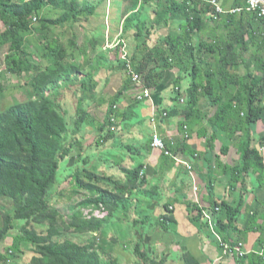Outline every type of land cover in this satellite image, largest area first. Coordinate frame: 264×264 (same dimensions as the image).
Listing matches in <instances>:
<instances>
[{"label":"trees","instance_id":"obj_1","mask_svg":"<svg viewBox=\"0 0 264 264\" xmlns=\"http://www.w3.org/2000/svg\"><path fill=\"white\" fill-rule=\"evenodd\" d=\"M209 1L211 0H132L124 19L122 40L128 45L131 41L133 48L126 54L123 46L118 45L112 52V61L103 55L98 57L91 72L96 71L101 62H104L109 71L122 74L129 67L134 75L140 77L145 89L151 92L159 90L167 73H174L170 84L174 93V107L169 111L167 109L168 116L183 118L179 127L184 134L185 126L191 127L199 124L203 118H209V127L204 133L207 152H213L218 140L224 144L223 153L228 151L231 143L235 144L242 161L239 166H225L226 174L244 184L247 177L254 173L264 182L263 151L255 145L257 124L261 121L264 123V17L246 11L219 17ZM217 1L224 7L229 2ZM246 1L232 0L229 8H244ZM77 3L75 0H33L27 3H5L0 0V22L4 26V30L0 32V48L9 45V52L4 60L6 73L18 77L25 72L33 73L29 82L32 90L30 98L23 103L15 102L0 111V199H9L13 208L12 215L4 214L0 244L7 233L14 230L13 222L18 223L21 228L13 238L9 251L5 255L0 254V264H8L10 253H22L21 247L24 244L35 248L34 264H105L99 249L93 243L78 244L68 240L58 230L62 216L52 207L50 194L58 180L59 163L70 160L75 146L82 144L75 135V140L63 144L62 137L68 134L71 127L67 123L66 112L52 100L50 92L56 90L61 81L73 83L78 81L79 74H84V78L79 80L80 98L75 106L77 119L72 127L74 126V133L77 135L86 128L92 129L97 136L95 144L98 148L116 138V131L111 130L112 127L122 128L128 123V129H132L131 123L140 119L135 113L137 101L135 99V103L122 114L115 111L120 99L114 96L112 103H106L108 113L105 122H95L86 107L94 100L86 96L88 87L90 91L95 89L90 83L92 74H86V68L91 67L92 59L84 51H80L83 58L78 62H69L71 52L57 38H53L42 51L41 58L48 62L42 67L40 63L32 64L25 48L27 42L24 35L31 32L35 17H39L38 20L42 23L41 30L47 32L51 27L75 24L84 14H95V7H89V2L84 7H79ZM50 5L61 8V16L54 20L40 18L43 9ZM147 10L152 12L146 15ZM211 24L214 25L212 31L217 32V38L208 43L204 36L209 38ZM161 29L168 31L160 34ZM41 30L37 31L40 33ZM171 30L178 32L170 33ZM154 36L157 40L153 39ZM96 44L93 45L96 47ZM72 45L73 48H79L74 41ZM242 67L245 69L243 75L240 74ZM185 82L188 84L184 85ZM184 86L186 96L181 103ZM136 89L128 77L119 90V95ZM202 100L206 104L203 109L200 107ZM163 112L164 108L160 109L159 114ZM186 141L185 137L164 140L166 150L170 153L160 150L164 166L175 162L174 157L181 150L199 158L198 153ZM212 160V154L209 158L207 153L204 155V166L209 173L205 179L211 197L209 209L213 213L217 210L226 213V222L218 231L226 234L224 239L227 240L231 238L232 230L236 232V223L244 202L240 199L239 203L232 205L226 200L216 199ZM143 170V164L135 169L124 170L131 187L130 184L122 185L112 181L111 192L94 185L92 193H97L98 197L83 200L79 204L80 208L86 209L89 205L96 210L104 208L113 216L127 192L137 189V184L140 188L145 185L141 181ZM83 172L89 174L88 180L100 181L97 174L94 171L90 173L87 166ZM81 177L80 172L73 176L78 188L88 191ZM191 208L195 212L193 223L202 232L207 231L208 223L204 221L199 207L194 204ZM168 219L169 217H164L160 223L163 228L167 226ZM34 225L45 230L38 234L32 231ZM103 226V221L96 218L87 220L78 212L71 221L70 231L73 230L80 236L101 231ZM136 256L144 258L139 252ZM249 260L253 264H264L263 259L256 255L250 256Z\"/></svg>","mask_w":264,"mask_h":264},{"label":"crops","instance_id":"obj_2","mask_svg":"<svg viewBox=\"0 0 264 264\" xmlns=\"http://www.w3.org/2000/svg\"><path fill=\"white\" fill-rule=\"evenodd\" d=\"M3 1L5 3L25 2L23 0ZM122 1V11L128 8L130 3L132 5V0ZM113 5L108 7L109 5L106 4V9L112 10ZM95 6L99 7L100 2L95 3ZM112 13L113 11H110V14ZM125 17L126 13L116 23L111 21V17L109 18V26L104 28L105 30L101 34L104 37L103 44L106 42V49H103L102 44L101 48L95 47L94 51L88 55L89 59H92V65L86 74H92V76L90 75V83L95 89L90 91V87H88L89 91L86 92V96L94 100L86 107L89 109L92 107L100 114H102V110L108 112L106 103L109 100L113 101L114 96L120 99L115 110L123 108L121 111L123 114L129 106L135 103L136 94L140 93L138 89L120 96L119 90L127 77L120 72L109 71L104 62L100 63L101 66L99 65L96 71L91 72L98 57L103 55L112 61V52L120 44L123 46V52L125 51L124 46L127 42L122 40ZM211 25L214 28V25ZM2 26L3 24L0 22V27ZM107 44L111 47L107 48ZM82 78H84V74H79L78 81H73L79 82V89H71L72 95L64 102L58 103L59 105L64 103L69 105L71 102V106H76L81 91L79 80ZM173 79L174 73H167L159 90L151 92L150 99L136 102L135 113L140 119L131 123L132 129H128V123L124 124L125 127L118 128L116 138L113 140L116 141L114 142L116 143L115 146H118L119 143L122 146L116 149L109 146L113 141L109 142L106 144L108 146L105 150L107 153L103 150L104 152L99 154L100 165L98 167H102L104 171L107 170L108 174L111 170L110 166H116L113 158H124L121 160L122 166L118 167L117 165V170L114 171L120 172L121 180L116 181L104 173L98 174L97 177L100 181H90L89 179L88 183L85 182L86 188L89 190H85L84 198L81 200L88 201L98 197L97 193H92V189L95 188L94 185L111 192L113 182H119L122 185L130 184L131 187L124 170L135 169L140 164L144 165L141 181L145 182V185L140 188V185L137 184V189L127 192L124 198L125 202L119 205L113 216H110L104 208L96 210L89 205L86 209H82L87 220L96 218L103 221L104 226L101 231L87 233L79 237L84 238L83 245L93 243L99 249L102 262L105 264H253L249 260L252 255L261 257L264 261V182L260 181L258 175L254 173L247 177L244 184L242 181L233 180L231 175L226 174L225 166H239L242 161L236 145L231 143L228 151L223 153L224 144L218 140L211 153L216 199L226 200L232 205L239 203L240 199L244 202L236 223V232L232 230L231 238L227 240L224 239L226 234H220L218 231V228L226 222V213L220 210L213 213L209 209L211 197H209L205 185V179L209 173L204 166V155L207 153L208 158L211 155L210 151L207 152L204 136L207 127H209V118H203L199 124L188 127L189 139L186 144L198 153V159L194 158L191 153H183L181 150L174 157L175 162L164 166L161 161L162 152L151 147V137L155 132L159 133L164 140L185 137L184 132L179 127L183 118L179 116L169 117L166 112L167 109L169 111L174 107L173 93L171 92L172 95L169 96L172 104H168L169 102L163 98L167 89H171L170 84ZM69 83L72 82L61 81L55 91H68ZM185 88L184 86L182 98L186 96ZM73 96L76 98L74 99ZM204 105L206 106L205 100H202L200 107L203 109ZM162 107L164 112L163 115H160L159 111ZM164 113L167 116H164ZM263 138L264 123L261 121L256 127L255 145L257 149L264 148ZM262 154L264 156V151ZM135 159L139 163H135ZM108 163L111 165L109 166ZM186 164L192 165L191 171L187 169ZM196 188H198L197 191ZM77 199L78 197L75 196L73 203L76 204ZM194 204L199 207L204 221L208 223L209 229L205 232H202L198 225L192 221L195 212L191 206ZM76 213L78 211L74 212V214ZM164 217H169V222L165 228L160 224ZM74 235L78 236L73 233ZM221 242L231 247V252H225ZM240 245H242L240 250L244 253L243 257L237 253ZM138 252L144 255L143 259L136 256Z\"/></svg>","mask_w":264,"mask_h":264},{"label":"rangeland","instance_id":"obj_3","mask_svg":"<svg viewBox=\"0 0 264 264\" xmlns=\"http://www.w3.org/2000/svg\"><path fill=\"white\" fill-rule=\"evenodd\" d=\"M73 1V0H70ZM78 3L79 7H84L87 2H89V7H96V12L93 16H90L88 14H84L83 16L79 17L77 20V23L67 25V26H59V27H51V29L47 32L41 30L42 29V23L40 20L37 22H33L34 26H31L32 30L31 32H28L24 35L25 41L27 42V46L25 47L27 52L30 56V61L32 64H41L42 67H45L48 62H46L44 59H42V51H44L45 46L47 45V42L53 38H57L59 42L63 44L64 47H66L72 54L71 57H68L69 62H76L81 60L83 58L81 55L82 53L80 51H84L85 54L90 55L92 50L94 49V43L96 44V48H101V45L103 44V31L104 28H107L109 26V18L111 17V21L114 23L119 22L120 19H122L124 13H127L128 11L125 9L122 11V0H75ZM134 1V0H133ZM100 6H95V3H99ZM114 2V3H113ZM126 2V1H125ZM112 3L113 9H106V4L110 5ZM209 4H211V1H209ZM232 4V0H229V2L223 6L224 14L221 16H228L230 13V8ZM126 5H128L126 3ZM131 3L129 4V6ZM128 6V7H129ZM98 8V9H97ZM106 9V11H105ZM110 11H113L112 14H110ZM126 11V12H125ZM152 11L147 10L145 12L146 15H149ZM62 9L53 7L52 5L47 6L43 9L41 12L40 18H47L50 20L57 19L61 16ZM88 15V16H87ZM39 19V17H38ZM213 26L210 25V31L208 32L209 38L204 36V39L211 43L213 40L217 38V32L212 31ZM4 30V26L0 27V32ZM41 30L39 33L38 31ZM168 29H161L160 34L167 33ZM170 33H177V31H169ZM116 36V35H115ZM106 38V37H105ZM155 40H157V37L154 36ZM76 45H78L79 48H73L72 42ZM130 41V40H129ZM106 42L103 44V49H106ZM108 45V44H107ZM94 46V47H93ZM110 46V45H109ZM111 47V46H110ZM125 51L131 50L133 48V45L130 41V44H125ZM97 50V49H96ZM90 51V53H89ZM9 52V45H5L0 48V111H3L6 107L14 104L15 102L23 103L27 101L30 98V95L32 93L31 87L29 85L30 79L33 77L32 71L25 72L22 76H13L9 73H6V66L4 64L5 56ZM88 72L90 69L89 67L86 69ZM245 72V69L242 67L240 69V74L243 75ZM186 84V83H185ZM184 84V85H185ZM72 90L79 89V82H73L69 83L67 86V90H61L57 93L56 91H51L50 95L54 102L61 103L64 102L68 97L72 95ZM172 89L165 92L163 98L168 101V104H172L169 96L172 95ZM46 94H48L46 92ZM69 94V96H67ZM74 94V93H73ZM174 94V93H173ZM74 99L76 96H73ZM106 103V102H105ZM107 103H112V100H109ZM61 109L66 112L65 117L67 120L68 125L71 127L67 135H63L62 142L64 145L70 143L72 140H75L77 138L78 142L82 144V146H75L76 149L74 150L71 159H67L64 162L59 163V171H58V180L54 186V189L51 191L50 194V203L52 207L57 209V211L60 213L62 218L59 219L58 224V230L60 233L65 234V237L68 240H71L73 242H76L78 244H83L84 238L78 236H73V230L70 231V225L73 218L74 212L78 211L84 215V211L80 208L79 204L83 203L84 193L85 189L78 188L75 179L73 176L76 175L77 172H80V175H82L81 179L84 181V183H88V177L89 174L83 172L85 167L87 166V169H89L90 173L94 171V173L101 175V173L106 174L107 177L114 178L116 181H120L121 177L120 172H114L116 169V166L120 167L121 160L124 159L122 157L113 158L114 163L116 166H110L111 164L108 163L110 166L109 174L107 173V170L104 171L102 167H98L100 165V158L99 154L103 153L108 146H104L98 148L97 144H95V138L97 137L94 134V131L92 129L86 128L81 132V134L77 135L74 133V126L72 127L74 121H76V109L72 105L71 102H69V105L66 103L60 105ZM163 108V107H162ZM90 111V114H92V117L94 118L95 122L103 123L102 120L105 121L107 116V110H102V114L95 111L92 107L91 109H87ZM123 108H120L121 111ZM100 115V116H98ZM163 115V113H162ZM97 123V124H98ZM108 124V122H106ZM100 124V125H101ZM111 130L117 131L118 128L116 126L112 127ZM75 135V137H74ZM146 135V134H145ZM112 142V141H109ZM108 142V143H109ZM116 141H113V143L109 144V146H112L114 148L121 147L122 145L119 143L118 146H115L114 143ZM120 145V146H119ZM104 150V151H103ZM107 153V151H105ZM135 163H139L137 159H135ZM108 166V167H109ZM107 167V169H108ZM98 172V173H97ZM75 196L78 197V202L75 204L73 203V199ZM123 201L122 203H124ZM121 203V204H122ZM12 204L9 199H0V229H3L4 227V214L5 215H12ZM125 212V209H124ZM85 216V215H84ZM14 230H10L6 237L4 238V241L0 244V254L5 255L9 249L13 245V238L19 234L20 227L18 223L13 222ZM45 229L38 226H33L32 231L40 234ZM64 240V238L62 239ZM22 253L14 254L10 253L9 262L8 264H34V257H35V248L31 245L24 244L21 247ZM35 251V252H34Z\"/></svg>","mask_w":264,"mask_h":264},{"label":"built area","instance_id":"obj_4","mask_svg":"<svg viewBox=\"0 0 264 264\" xmlns=\"http://www.w3.org/2000/svg\"><path fill=\"white\" fill-rule=\"evenodd\" d=\"M23 1L31 2L33 0H23ZM211 4L214 7H216L217 13L219 15L224 14V9L218 4V2L216 0H212ZM242 11H247L250 13H257L260 17H264V0H247V5L245 8L231 9L229 13L235 15V14L241 13ZM33 21L37 22L38 18L35 17L33 19ZM108 47H110V46L108 45L107 48ZM127 74L131 77V81H133L134 84H136L138 86L142 84L140 77L138 75H134L130 71L129 67H127ZM150 98H151L150 92L146 90L141 96L138 97V100L142 101L144 99H150ZM183 102H184V99H181V103H183ZM164 116H167V114L164 113ZM184 131H185V138L188 140L189 137H188V127L187 126L184 127ZM171 140H173V138ZM152 148L154 150H158V151L164 150V151H166L167 154H170L166 150L164 139L162 138V136L159 133H156V132L153 134V137H152ZM261 151H264L263 147L261 148ZM186 167L190 171L193 168L192 165H190V164H186ZM197 190H198V188H196V191ZM221 244L223 245L225 252H231V247H229L228 245H226L223 242H221ZM241 248H242V245H240L239 249L237 250V253L240 257H243L244 253L240 250Z\"/></svg>","mask_w":264,"mask_h":264},{"label":"clouds","instance_id":"obj_5","mask_svg":"<svg viewBox=\"0 0 264 264\" xmlns=\"http://www.w3.org/2000/svg\"><path fill=\"white\" fill-rule=\"evenodd\" d=\"M212 1V0H211ZM217 1V0H216ZM218 2V1H217ZM218 4L223 8V6L218 2ZM246 5H247V1H246ZM211 6H213V5H211ZM214 7V6H213ZM246 7V6H245ZM244 7V8H245ZM215 9H216V7H214ZM234 9V8H233ZM230 10H231V8H230ZM247 12V11H246ZM250 13V12H249ZM240 14V13H239ZM231 15H233V14H231ZM235 15H237V14H235ZM216 16H221V15H219L218 13H217V10H216ZM109 48V47H108ZM125 52V51H124ZM131 71V70H130ZM132 72V71H131ZM125 76L128 78H130V80H131V77L127 74V72L125 73ZM133 82V81H132ZM142 82V81H141ZM134 84V83H133ZM135 85V87L137 88L136 90H138L139 89V92L140 93H138V94H136V97H135V99H136V101L137 102H142V101H145V100H148V99H144V100H142V101H140V100H138V97L139 96H141L147 89H145V87L143 86V84H141V85H136V84H134ZM147 91H149L150 92V96H151V91L150 90H147ZM183 99V98H182ZM116 108V107H115ZM108 113V112H107ZM106 118H107V116H106ZM115 121V120H114ZM105 122V121H104ZM103 122V123H104ZM261 150V149H260Z\"/></svg>","mask_w":264,"mask_h":264}]
</instances>
